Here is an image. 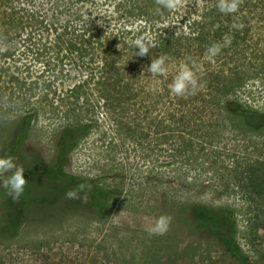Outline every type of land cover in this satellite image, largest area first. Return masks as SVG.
<instances>
[{
    "label": "rangeland",
    "instance_id": "obj_1",
    "mask_svg": "<svg viewBox=\"0 0 264 264\" xmlns=\"http://www.w3.org/2000/svg\"><path fill=\"white\" fill-rule=\"evenodd\" d=\"M217 3L0 0V158L24 170L27 198L0 176V264H239L197 228L195 206L231 211L239 251L264 264V16L209 60L181 20ZM137 38L154 44L143 58ZM159 56L167 74L138 77ZM181 63L203 87L177 97ZM162 215L168 230L149 235Z\"/></svg>",
    "mask_w": 264,
    "mask_h": 264
},
{
    "label": "trees",
    "instance_id": "obj_2",
    "mask_svg": "<svg viewBox=\"0 0 264 264\" xmlns=\"http://www.w3.org/2000/svg\"><path fill=\"white\" fill-rule=\"evenodd\" d=\"M239 6L241 9L244 8L246 11H249H239L234 14H224L216 11H206L205 13L196 15L193 13L184 14L181 21L188 25L187 27L190 31L196 33L191 41L201 49V52L198 53L199 55L204 54L202 51L206 54V49L210 45L222 42L225 36H230V45L236 47L239 42H242L245 39L243 37L245 30L241 28L251 23L254 24L257 21L258 16L256 12H259V14H263L264 16V0H240ZM233 25H242V27L235 28ZM103 39L106 40L105 38ZM226 54L227 52L225 48H223L220 54L216 57L222 60H227ZM250 116L253 115L250 114ZM254 117L264 120V116L262 115L254 114ZM79 127L65 128L60 133L59 161H57V166L54 165V167H51L46 171L45 176L48 178H58L59 164H61L64 157H66L67 153L72 149L77 136L76 131ZM25 200H27V198L25 192H23L19 201L22 202V204H25ZM191 216L196 222L197 228L214 237L222 246L226 254L235 259L237 263L250 264L241 254L233 240L234 221L231 211L224 209L211 211L202 206H195L191 209ZM16 225H13L14 228Z\"/></svg>",
    "mask_w": 264,
    "mask_h": 264
},
{
    "label": "clouds",
    "instance_id": "obj_3",
    "mask_svg": "<svg viewBox=\"0 0 264 264\" xmlns=\"http://www.w3.org/2000/svg\"><path fill=\"white\" fill-rule=\"evenodd\" d=\"M158 11L160 8L172 11L179 6V0H157ZM240 0H218L217 7L221 13L233 14L238 11ZM235 28L242 27V25H233ZM163 35V34H162ZM135 56L143 58L149 54V50L154 47L151 41H146L144 38H137L134 42ZM231 44V37L225 36L222 42L213 43L206 49V57L211 60L220 54L223 48ZM118 48V45L116 46ZM133 56V54H132ZM131 56V57H132ZM130 57V58H131ZM166 56H159L151 59L147 67H142L138 77L145 78L144 73L149 76L159 77L165 76L168 72V65ZM203 84L198 83L195 73L186 63H181L174 75L171 83L168 85L169 91L172 95L183 97L189 93H195ZM15 169V171H12ZM11 171V175L5 180L3 187L7 189V194L13 199L18 200L24 192L26 180L24 178V170L14 165L11 157L0 158V176ZM85 185H78L75 189H70L65 192V199L74 200L79 198V192L84 191ZM171 217L160 216L154 224L148 229L149 235H163L169 227Z\"/></svg>",
    "mask_w": 264,
    "mask_h": 264
}]
</instances>
